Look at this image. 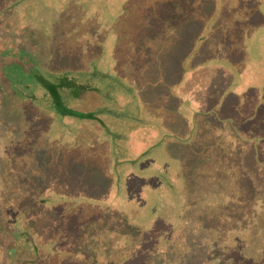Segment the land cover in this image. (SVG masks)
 <instances>
[{
    "label": "rangeland",
    "instance_id": "374dc122",
    "mask_svg": "<svg viewBox=\"0 0 264 264\" xmlns=\"http://www.w3.org/2000/svg\"><path fill=\"white\" fill-rule=\"evenodd\" d=\"M37 256L264 264V0H0V264Z\"/></svg>",
    "mask_w": 264,
    "mask_h": 264
},
{
    "label": "crops",
    "instance_id": "0c3cea01",
    "mask_svg": "<svg viewBox=\"0 0 264 264\" xmlns=\"http://www.w3.org/2000/svg\"><path fill=\"white\" fill-rule=\"evenodd\" d=\"M60 84H58L57 85V87H55V89H53L55 92H57V89H58V86H59ZM58 94V93H57ZM57 94H56V97H57ZM56 99V98H55ZM54 103H55V106H57L56 108L58 109V111H60V112H62V113H64L62 110H61V108L62 107H68V106H66L62 101H60L59 99H56V100H54ZM68 108H70V107H68ZM72 109V108H71ZM74 110V109H73ZM78 112V111H77ZM64 114H66V115H70V114H67V113H64ZM73 116V115H72ZM76 117H78V116H76ZM81 118H86V117H81ZM143 138V137H142ZM139 145L141 146V144L139 143ZM37 248V247H36ZM38 249V248H37ZM56 258H57V256H55ZM40 258L37 256V258H36V261L37 260H39ZM62 262H63V264H67L66 262H65V260H64V258H57V259H55V261L54 262H52L51 264H62ZM50 263V261L48 260V264Z\"/></svg>",
    "mask_w": 264,
    "mask_h": 264
},
{
    "label": "water",
    "instance_id": "95a60500",
    "mask_svg": "<svg viewBox=\"0 0 264 264\" xmlns=\"http://www.w3.org/2000/svg\"><path fill=\"white\" fill-rule=\"evenodd\" d=\"M61 110L64 112V113H67V114H70V115H73V116H78V117H86V118H93V119H97L99 121H101L100 118L94 116L93 114H89V113H80V112H77L71 108H68V107H62Z\"/></svg>",
    "mask_w": 264,
    "mask_h": 264
},
{
    "label": "trees",
    "instance_id": "16d2710c",
    "mask_svg": "<svg viewBox=\"0 0 264 264\" xmlns=\"http://www.w3.org/2000/svg\"><path fill=\"white\" fill-rule=\"evenodd\" d=\"M3 222V221H2ZM36 262V259H32V260H29L28 262H27V264H33V263H35Z\"/></svg>",
    "mask_w": 264,
    "mask_h": 264
},
{
    "label": "flooded vegetation",
    "instance_id": "af4514ba",
    "mask_svg": "<svg viewBox=\"0 0 264 264\" xmlns=\"http://www.w3.org/2000/svg\"><path fill=\"white\" fill-rule=\"evenodd\" d=\"M4 54H8V53H4Z\"/></svg>",
    "mask_w": 264,
    "mask_h": 264
}]
</instances>
